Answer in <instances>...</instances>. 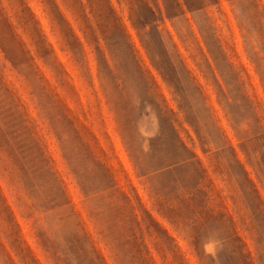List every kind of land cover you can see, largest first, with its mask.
Segmentation results:
<instances>
[{"label": "rangeland", "instance_id": "rangeland-1", "mask_svg": "<svg viewBox=\"0 0 264 264\" xmlns=\"http://www.w3.org/2000/svg\"><path fill=\"white\" fill-rule=\"evenodd\" d=\"M251 2L174 27L155 0H0V264H236L241 249L264 264V0Z\"/></svg>", "mask_w": 264, "mask_h": 264}, {"label": "trees", "instance_id": "trees-1", "mask_svg": "<svg viewBox=\"0 0 264 264\" xmlns=\"http://www.w3.org/2000/svg\"><path fill=\"white\" fill-rule=\"evenodd\" d=\"M228 1L231 2L232 5L238 6V4L240 2H242V1H244V0H228ZM248 1H252L251 2V5H253V3H256V0H248ZM216 3H218V0H174V5L173 6L165 5V13H164L163 12V7H162L161 3L158 0H155V6H156L157 10L160 13V19L163 20L164 19V14H166V17L170 20V22L173 24L174 27H175L176 21L179 18V15L182 14V16L187 20V18H186V10H188V11H190L192 13H196V12H200V11H205L212 4H216ZM239 10H241L242 12L245 11L242 7ZM151 11H152V13H155V10H152V7H151ZM263 17H264V12H263ZM197 24L199 26V30H200L201 36H202V38L204 40V43L206 44L209 53L213 56L214 55L213 49L207 43L206 37L204 35V31L200 27L199 23H197ZM133 25L135 26L136 29H139V26L137 25V23L134 20H133ZM180 39H181V41H183L185 43L184 37L183 38L180 37ZM220 48H221V46L218 47V50ZM201 52L203 53V56H206L204 54V52H203V48H201ZM249 58L253 62H256V60L252 56H249ZM206 59H208V58H206ZM259 61H261V60H259ZM152 63L159 70V72L161 73V75L163 76V78L166 80V82L168 83V86L171 89H174V93L177 95V97H179L182 100L181 89L178 86V83H176L174 81V79L172 77V73L170 71H168L166 68L159 66L155 61H152ZM209 65H210V67L212 69V73H213V75H214V77H215V79H216V81L218 83V86L220 87L221 91L224 92V89L222 87V84L220 83V81L218 79L216 70L212 67V64H210V62H209ZM232 66H233V64H232ZM261 67H262V65H257V72L262 76ZM184 69H186V67H184ZM187 71H188L189 75H191V71L190 70H187ZM221 75H222V73H221ZM236 78H237V81H239V78L237 76H236ZM193 80H195V78H193ZM261 83L264 86V79L262 77H261ZM198 90H200V92L204 95V99L207 101L208 98H207V95H205V93H204V89H203V86L202 85L198 84ZM224 94H225V105H227L228 107H230L231 104L229 102L228 96L226 95L225 92H224ZM219 102L224 107V105L222 104V101H219ZM181 104L182 103L180 102L181 109H184L185 105L183 104V106H182ZM248 104L251 105L252 110L256 111V104L253 101L248 100ZM227 116L229 118V121H230V123H231V125L233 127V130H234L236 136L239 138V140H244V138L241 137V133H240V128L243 126L242 123H240L234 117V114L232 112H227ZM229 116H231V117H229ZM186 119H187V122L195 129V131H196V133L198 135L199 142H200L201 146L203 148H205V146L207 145V143H205L203 141V139H202V132H201L200 127L198 126V124L193 123L190 120H188L187 116H186ZM248 125L251 126L250 124H248ZM218 130L220 132L219 142L220 141H224V143H226L227 145H229L230 144L229 139L226 136L225 132L221 129L220 126H218ZM248 132L249 131H247V133ZM263 132H264V130H263ZM215 141H216V139L215 140H212L211 142L216 143ZM243 148H244V146H243ZM245 151H246V149H245ZM205 152H207V151L205 150ZM235 258H236V262H237L236 264H254L251 255L245 254L244 253V249H241L240 251H238L237 253H235Z\"/></svg>", "mask_w": 264, "mask_h": 264}]
</instances>
